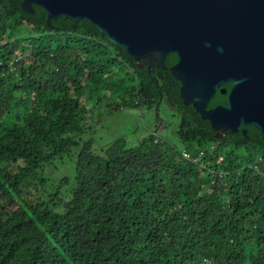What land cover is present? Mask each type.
I'll return each mask as SVG.
<instances>
[{"label":"trees","instance_id":"1","mask_svg":"<svg viewBox=\"0 0 264 264\" xmlns=\"http://www.w3.org/2000/svg\"><path fill=\"white\" fill-rule=\"evenodd\" d=\"M23 1L0 0V264H264L257 128L218 137L169 69L141 68L88 21L49 26ZM124 71L135 84L115 107L167 103L177 144L150 134L95 148L84 136L87 102ZM226 104L218 93L210 106ZM68 161L72 175L48 182L44 169Z\"/></svg>","mask_w":264,"mask_h":264},{"label":"water","instance_id":"2","mask_svg":"<svg viewBox=\"0 0 264 264\" xmlns=\"http://www.w3.org/2000/svg\"><path fill=\"white\" fill-rule=\"evenodd\" d=\"M47 14V23L65 17L88 21L148 69L170 67L181 83L180 97L208 120L218 137L254 126L264 140V0H24ZM231 84L227 105L209 108L216 89ZM162 99V97L160 98ZM160 103L155 106L159 126ZM242 133L246 136L247 129Z\"/></svg>","mask_w":264,"mask_h":264},{"label":"rangeland","instance_id":"3","mask_svg":"<svg viewBox=\"0 0 264 264\" xmlns=\"http://www.w3.org/2000/svg\"><path fill=\"white\" fill-rule=\"evenodd\" d=\"M13 32L14 36L18 34L16 30ZM125 76V71L121 72L120 77L114 75L110 78L107 88L105 87L98 94H94L93 98L87 102L88 108L92 109L89 114L92 121L89 123L94 124V126L92 131L84 136L92 135L95 137V148L104 146L120 136H124L129 145L134 146L150 134H155L157 138L177 144L178 114L167 103H164L159 110V116L164 120L161 126L159 124L157 126L158 119L155 110L152 108L145 106L130 108L123 106V104L121 107H115L125 98H129L127 94L123 93L124 88H130L135 84L130 79L120 81ZM113 81L118 84L115 92L110 89ZM100 101L101 104H99ZM106 103H109V109L105 108ZM241 154L245 155V151H242ZM73 170L74 164L68 161L64 164L55 163V165L47 166L44 169V174L48 177V182H51L53 179L62 180L64 175H72Z\"/></svg>","mask_w":264,"mask_h":264},{"label":"flooded vegetation","instance_id":"4","mask_svg":"<svg viewBox=\"0 0 264 264\" xmlns=\"http://www.w3.org/2000/svg\"><path fill=\"white\" fill-rule=\"evenodd\" d=\"M171 56H173V57H175V61L172 63V64H168V59L169 58H172ZM177 56H176V54H169L168 56H167V58H166V60H165V67H159V66H157V65H153V66H151L150 67V69L151 68H160V69H164V70H167V69H169L170 70V67H172L174 64H176L177 63ZM138 62V65L141 67V68H144V67H147L148 68V63H147V61L146 60H144V59H141V60H138L137 61ZM150 69H148V71H150ZM179 81V80H178ZM180 82V81H179ZM181 84V83H180ZM180 87H181V85H180ZM230 87H231V84H226V85H223V86H221V87H218L217 89H216V93L214 94V96L211 98V100H210V102H209V108H212V107H215V105L214 106H210V103L212 102V100L215 98V96L218 94V93H220L223 97H225V99H226V102H227V92H222V89L223 88H225L227 91H229V89H230ZM162 100V99H161ZM183 101V100H182ZM184 103V102H183ZM191 104V103H190ZM190 104H187V105H190ZM186 105V104H185ZM227 105V104H226ZM225 105V106H226ZM217 106V105H216ZM194 107V106H193ZM196 110V109H195ZM243 129H247V133H248V128H247V126H244V125H240L239 126V130H238V132H235V134H240V133H242V130ZM217 134H219L218 132H217ZM223 136H225V135H223ZM247 136V135H246Z\"/></svg>","mask_w":264,"mask_h":264},{"label":"built area","instance_id":"5","mask_svg":"<svg viewBox=\"0 0 264 264\" xmlns=\"http://www.w3.org/2000/svg\"><path fill=\"white\" fill-rule=\"evenodd\" d=\"M213 148H215V146H213ZM182 154L186 159L193 161V162H198L199 158L202 156L203 152H201L199 154V156L196 157L189 150L185 149V147H184V149H182ZM204 264H211V262L208 259H205Z\"/></svg>","mask_w":264,"mask_h":264}]
</instances>
